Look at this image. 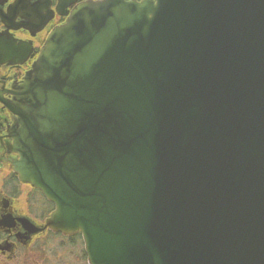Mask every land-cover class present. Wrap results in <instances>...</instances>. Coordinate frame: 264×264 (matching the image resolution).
I'll use <instances>...</instances> for the list:
<instances>
[{
  "label": "water",
  "instance_id": "1",
  "mask_svg": "<svg viewBox=\"0 0 264 264\" xmlns=\"http://www.w3.org/2000/svg\"><path fill=\"white\" fill-rule=\"evenodd\" d=\"M12 110L19 179L88 264H264V0H88ZM7 223V221H6Z\"/></svg>",
  "mask_w": 264,
  "mask_h": 264
},
{
  "label": "flooded vegetation",
  "instance_id": "2",
  "mask_svg": "<svg viewBox=\"0 0 264 264\" xmlns=\"http://www.w3.org/2000/svg\"><path fill=\"white\" fill-rule=\"evenodd\" d=\"M85 1L88 0H0V261L3 264L36 263L34 258L42 257L48 249V240L65 237L49 228L34 234L29 241L22 237L27 230L20 219L28 218L42 228L54 204L39 189L22 182L15 171L13 160L19 158L14 137L18 116L12 106L49 34Z\"/></svg>",
  "mask_w": 264,
  "mask_h": 264
},
{
  "label": "rangeland",
  "instance_id": "3",
  "mask_svg": "<svg viewBox=\"0 0 264 264\" xmlns=\"http://www.w3.org/2000/svg\"><path fill=\"white\" fill-rule=\"evenodd\" d=\"M82 250L81 243L72 245L69 238L50 239L48 249L44 250L42 257L34 258L37 262L33 264H88L86 259H82ZM3 263L0 261V264Z\"/></svg>",
  "mask_w": 264,
  "mask_h": 264
},
{
  "label": "trees",
  "instance_id": "4",
  "mask_svg": "<svg viewBox=\"0 0 264 264\" xmlns=\"http://www.w3.org/2000/svg\"><path fill=\"white\" fill-rule=\"evenodd\" d=\"M61 238H64V237H61ZM66 238H69V243L72 244V245H77L78 242L81 243V236H80V234H76L75 236L66 237ZM81 252H82V259H86L84 250H82Z\"/></svg>",
  "mask_w": 264,
  "mask_h": 264
}]
</instances>
